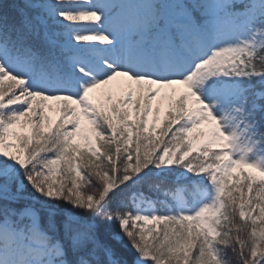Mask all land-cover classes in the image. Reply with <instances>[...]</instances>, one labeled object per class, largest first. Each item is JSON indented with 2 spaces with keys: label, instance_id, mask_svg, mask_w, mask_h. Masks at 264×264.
<instances>
[{
  "label": "snow or ice",
  "instance_id": "1",
  "mask_svg": "<svg viewBox=\"0 0 264 264\" xmlns=\"http://www.w3.org/2000/svg\"><path fill=\"white\" fill-rule=\"evenodd\" d=\"M0 264H264V0H0Z\"/></svg>",
  "mask_w": 264,
  "mask_h": 264
},
{
  "label": "rangeland",
  "instance_id": "2",
  "mask_svg": "<svg viewBox=\"0 0 264 264\" xmlns=\"http://www.w3.org/2000/svg\"><path fill=\"white\" fill-rule=\"evenodd\" d=\"M54 115V114H53Z\"/></svg>",
  "mask_w": 264,
  "mask_h": 264
}]
</instances>
